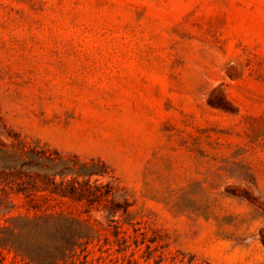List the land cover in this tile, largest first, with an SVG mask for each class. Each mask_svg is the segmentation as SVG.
<instances>
[{"label": "rangeland", "instance_id": "rangeland-1", "mask_svg": "<svg viewBox=\"0 0 264 264\" xmlns=\"http://www.w3.org/2000/svg\"><path fill=\"white\" fill-rule=\"evenodd\" d=\"M8 130L104 160L158 237L118 213L89 258L264 264V0H0Z\"/></svg>", "mask_w": 264, "mask_h": 264}, {"label": "trees", "instance_id": "trees-1", "mask_svg": "<svg viewBox=\"0 0 264 264\" xmlns=\"http://www.w3.org/2000/svg\"><path fill=\"white\" fill-rule=\"evenodd\" d=\"M2 135L0 264H101L104 256L89 258V246H101L105 222L118 213L116 240L132 239L137 246L145 238L157 240L133 220L130 203L119 198L114 180L100 181L109 175L104 160L31 144L9 130L10 140ZM93 210L102 211L106 221L93 217ZM5 252H12V259Z\"/></svg>", "mask_w": 264, "mask_h": 264}]
</instances>
